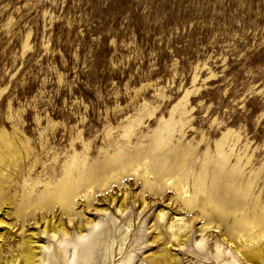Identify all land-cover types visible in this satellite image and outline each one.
<instances>
[{
  "label": "rangeland",
  "instance_id": "374dc122",
  "mask_svg": "<svg viewBox=\"0 0 264 264\" xmlns=\"http://www.w3.org/2000/svg\"><path fill=\"white\" fill-rule=\"evenodd\" d=\"M2 131L0 264L28 236L61 264L135 263L161 241L182 264H232L199 206L230 187L249 216L264 207V0H0ZM163 162L178 180L147 172Z\"/></svg>",
  "mask_w": 264,
  "mask_h": 264
},
{
  "label": "bare ground",
  "instance_id": "6f19581e",
  "mask_svg": "<svg viewBox=\"0 0 264 264\" xmlns=\"http://www.w3.org/2000/svg\"><path fill=\"white\" fill-rule=\"evenodd\" d=\"M0 139L2 140V148H4V150L7 151L8 155H12V153H11L12 152L11 151L12 142L7 139L5 131H2L0 133ZM141 145L142 144H140L139 146H141ZM17 147L19 148L18 144H17ZM13 148H14V151L17 152L16 146H13ZM16 152H14V153H16ZM216 152H218V151H216ZM220 153H222V152L220 151ZM218 155L220 156V154H218ZM141 157H142V155H141ZM137 158L138 157H131L129 159L130 163L131 164L137 163V165L143 164L144 159L141 163V162H139V160H137ZM3 159H4V156L1 155V153H0V161H3ZM73 159H74V157H73ZM107 159H108V157H107ZM73 161H76V159H74ZM73 161H71V164H73ZM145 163H146V161H145ZM83 165H81V166H83ZM104 165H106V164H104ZM137 168H140V167L137 166ZM145 168L147 169V166H145ZM155 168L152 171H150V172L147 171V172L154 174L156 181L163 180L167 176L168 177L166 178V181H168L170 178H175L177 180L179 179L178 174L175 172V169L171 165H168L166 162H163L160 166H158L156 169ZM146 169H145V172H146ZM141 170H142V168H141ZM68 171L69 170H67V172ZM123 171H126V170H123ZM97 172H100V171H98V168H97ZM97 172L95 174H97ZM135 172H137V171H135ZM91 175L95 178H98V175H97V177L95 175H93V170H89L87 172V177H85V178H81L78 180L75 179L76 181L74 183L73 182L67 183L65 181L66 184L64 183L65 184L64 196L62 195L63 198H62L61 203H60L63 208H69V204H70L69 199L71 198L72 190L74 187H76V185L77 186H83L86 188L90 187V184H91L90 180L92 178ZM66 176H67V178L69 177L68 175H66ZM114 176H115V174H114ZM145 176H147V175H145ZM1 177H2V175H1ZM72 181H74V179ZM156 181L154 179L153 182L156 183ZM169 182L170 181H168V183ZM148 183H149V180L147 178H145L144 184H148ZM177 183L175 184V185H177L175 189L178 191L179 194L182 191V193L185 196V193H187V192H185V190L183 191V187H187V185L185 184L186 186H182L181 181H177ZM171 184L172 183H170V185ZM187 184H188V182H187ZM175 185H173V186H175ZM186 190H189V189L187 188ZM224 190H225L227 197H223V199L220 200L219 202H215L214 200L210 199L209 201L202 202V205L199 206L201 208L200 210H201L202 214L207 216L206 223L200 225L197 229V232H199L200 238H202V235L200 233L203 232L207 227H210L211 223L214 222L217 229L222 228V232H221L222 239H221V241H225V238H227V240L229 241L228 243H230V245L233 244V246L229 247L225 251L224 250L223 251L221 250L220 252L218 251V254H221V256L227 254L229 256L228 258L230 259V263H232V264H264V207L263 208L260 207L261 209L259 212L256 211V213H253L252 216H249L247 214L248 212L245 213L243 211V209H241L240 202L237 201L236 199H234L233 189L228 187L227 189H224ZM58 191H60V190H58ZM50 192L53 193L52 189ZM234 192H235V190H234ZM59 193H61V192H58L57 194H59ZM41 194L43 195V193H41ZM188 194H190V193H188ZM231 194H232V196L228 198V196ZM192 195L191 196L188 195L189 198L184 199V203H185V201L189 202L188 204L192 203L190 201L191 200L190 197H192ZM124 197L123 196L121 197V199L117 205L119 210L124 209V206H125ZM181 197H182V194H181ZM110 199L113 202V198H110ZM41 200H39V202ZM54 201H55V199H54ZM201 201H202V199H201ZM22 203H24V202H22ZM140 207H141V209L144 208L145 204L142 203ZM163 213H164V211L162 209H158L156 212V215H157L156 217L163 216ZM229 215H231V220L228 219ZM165 219H166V217H165ZM188 225L189 224L187 222L183 221L179 217H176L175 219H171L167 225V227H168L167 230H168L169 236H171V238L172 237L175 238L178 241L179 245L184 244L185 243L184 240L187 237L186 233H185V231H186L185 229ZM165 226H166V224H165ZM46 227H47V225L45 224L42 228L43 231L45 230ZM49 229H50V231H54L55 229H57L60 232H63V230H64L63 225L61 226L60 224L56 227L55 226L53 227L50 224ZM159 232L160 231L154 232V235L152 236L153 241H156V240L161 241V235ZM218 241L219 240L216 239V241H215L216 246L219 245ZM35 242L36 241H33L31 239V237H29V236L27 238H23L22 241L18 244L17 254L14 253L15 255L9 260L8 264H61L62 263L61 260L63 258L60 259V256L56 251L48 252L49 254L46 257L45 256L37 257L36 248L39 245H36ZM160 243H161V246L159 249L154 250V251H150V252L146 253L144 256L142 255L143 260L135 261V263L132 260H129L128 262H125V264H182L180 259L178 258V256L174 252L170 251V247H171L170 244L171 243L169 245L167 243H165L164 241H161ZM42 254H43V252H42ZM85 258H86V256H85Z\"/></svg>",
  "mask_w": 264,
  "mask_h": 264
}]
</instances>
